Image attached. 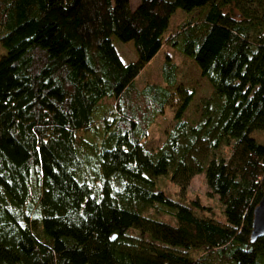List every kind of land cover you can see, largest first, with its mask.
Wrapping results in <instances>:
<instances>
[{"label": "trees", "instance_id": "obj_1", "mask_svg": "<svg viewBox=\"0 0 264 264\" xmlns=\"http://www.w3.org/2000/svg\"><path fill=\"white\" fill-rule=\"evenodd\" d=\"M164 46L211 86L195 123L168 54L165 85L134 86ZM0 47V264H264V237L249 242L264 188L250 137L264 130V0H0ZM166 106L173 121L147 150ZM197 174L221 219L182 196Z\"/></svg>", "mask_w": 264, "mask_h": 264}, {"label": "rangeland", "instance_id": "obj_2", "mask_svg": "<svg viewBox=\"0 0 264 264\" xmlns=\"http://www.w3.org/2000/svg\"><path fill=\"white\" fill-rule=\"evenodd\" d=\"M138 0H129L131 6ZM181 10L177 12L170 18L167 33H171L175 30L178 23L181 21L183 14ZM187 15V13H186ZM114 47L124 63L134 61L136 59V54L131 42L120 43L115 42ZM5 51L0 47V57L3 56ZM168 54L170 57V62L175 66V85L180 84L187 90L193 91V98L189 103L186 111L184 112V118L189 123H195L198 121V116L200 114V104L202 100L208 99L211 96V86L209 82L201 77L198 69L193 64V62L187 57L181 55L174 49L168 46H164L162 50L156 53L140 70L138 75L134 78V86L137 90H141L144 86L153 85H165L163 82L161 74V65L164 61V55ZM113 105V100L111 98L102 99L98 104L97 112L101 113L104 109H109ZM174 109L170 106H166L162 114L155 115L152 122L149 124L147 129V137L142 144L147 150H155L161 146L163 140L164 130H166L173 121ZM95 125L98 126V132H101L100 121L95 120ZM88 133H91L89 131ZM82 138L88 140V135L82 133ZM253 141L259 145L264 146V130L253 131L250 134ZM95 140V139H92ZM225 149H219L216 151V156L225 155ZM222 152H225L222 153ZM161 189L173 199L179 194V189L172 185L167 179L162 178L159 182ZM208 188L205 183L202 174L194 175L188 186L185 188L182 194L185 200L197 197L199 202L206 208L205 216L213 217L214 219H221L222 217V207L216 196H209L207 194ZM200 254L199 250H193L189 252V257L194 258Z\"/></svg>", "mask_w": 264, "mask_h": 264}, {"label": "water", "instance_id": "obj_3", "mask_svg": "<svg viewBox=\"0 0 264 264\" xmlns=\"http://www.w3.org/2000/svg\"><path fill=\"white\" fill-rule=\"evenodd\" d=\"M260 237H264V188L256 205L253 207L249 242L252 243Z\"/></svg>", "mask_w": 264, "mask_h": 264}, {"label": "crops", "instance_id": "obj_4", "mask_svg": "<svg viewBox=\"0 0 264 264\" xmlns=\"http://www.w3.org/2000/svg\"><path fill=\"white\" fill-rule=\"evenodd\" d=\"M138 3V1L134 4V6H131L132 8L136 6V4ZM131 5V4H130Z\"/></svg>", "mask_w": 264, "mask_h": 264}]
</instances>
